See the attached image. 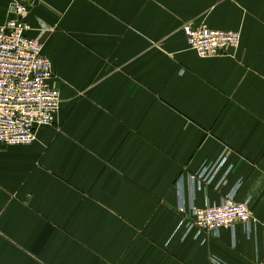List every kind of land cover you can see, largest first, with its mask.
I'll return each mask as SVG.
<instances>
[{
  "label": "crops",
  "instance_id": "1",
  "mask_svg": "<svg viewBox=\"0 0 264 264\" xmlns=\"http://www.w3.org/2000/svg\"><path fill=\"white\" fill-rule=\"evenodd\" d=\"M32 1L26 34L53 30L62 104L34 143L0 150V264H261L264 0ZM186 24L238 31L240 46L199 58ZM223 156L213 185L192 180ZM235 191L250 233L187 234L192 206Z\"/></svg>",
  "mask_w": 264,
  "mask_h": 264
},
{
  "label": "built area",
  "instance_id": "2",
  "mask_svg": "<svg viewBox=\"0 0 264 264\" xmlns=\"http://www.w3.org/2000/svg\"><path fill=\"white\" fill-rule=\"evenodd\" d=\"M32 5V0H12L8 7L10 19L0 26V150L34 143L41 128L55 124L61 109V91L51 83L53 66L43 53L45 40L53 30L40 23L35 38L26 34L29 27L25 17ZM183 31L190 49L202 59L227 54L241 43L238 31L213 30L205 25L191 24H186ZM223 157L204 166L192 180L213 185L227 163ZM232 169L233 166L226 169L218 187ZM236 196L235 191L220 204L203 209L192 206L181 225L186 227L187 234L195 232V238L203 233L218 237L223 230L232 229L239 223L250 233L256 220L252 218L249 201L238 203ZM181 212L187 213L185 206L181 207ZM213 262L221 264L217 260ZM261 264H264V230Z\"/></svg>",
  "mask_w": 264,
  "mask_h": 264
}]
</instances>
